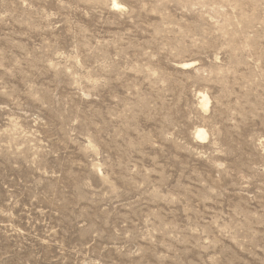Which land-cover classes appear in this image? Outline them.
<instances>
[{
  "label": "rangeland",
  "instance_id": "1",
  "mask_svg": "<svg viewBox=\"0 0 264 264\" xmlns=\"http://www.w3.org/2000/svg\"><path fill=\"white\" fill-rule=\"evenodd\" d=\"M0 264H264V0H0Z\"/></svg>",
  "mask_w": 264,
  "mask_h": 264
},
{
  "label": "bare ground",
  "instance_id": "2",
  "mask_svg": "<svg viewBox=\"0 0 264 264\" xmlns=\"http://www.w3.org/2000/svg\"><path fill=\"white\" fill-rule=\"evenodd\" d=\"M206 100L203 98V103L206 105ZM196 136L198 138H205V132L203 130H197Z\"/></svg>",
  "mask_w": 264,
  "mask_h": 264
}]
</instances>
